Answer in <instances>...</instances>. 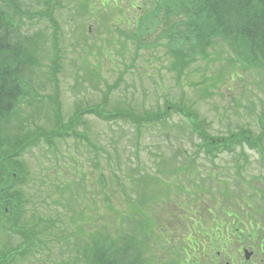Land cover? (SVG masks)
<instances>
[{
  "label": "rangeland",
  "instance_id": "obj_1",
  "mask_svg": "<svg viewBox=\"0 0 264 264\" xmlns=\"http://www.w3.org/2000/svg\"><path fill=\"white\" fill-rule=\"evenodd\" d=\"M57 1L59 4L54 14L58 22L56 57L59 58L60 70L55 84L50 77L57 48L53 46L54 27L50 21L39 18V11L44 10L47 4H41L39 0H17L13 7H8L0 0V6L16 16L13 18L22 22L23 29L39 35L36 51L40 59L28 73L29 94L20 103L15 116L18 122L26 120L30 123L32 131L37 126L46 128L48 132L53 129L47 104L55 93L61 102L63 118L67 120L73 116L77 106L105 103L104 94L110 85L108 110L130 106L137 112H143L162 109L167 101L184 103L198 113V120L203 121L206 129L215 135H227L241 127H250L256 134L261 132L264 69L243 70L238 59L242 48L235 47L232 52L219 39L210 49L209 59H199L188 66L178 80L177 71L173 68L174 54L168 52L167 38L177 33L169 27L161 32L159 23L157 29L165 44L153 46V41H147L149 45L145 47H139L134 33L133 13L136 12L138 18L145 9H154L157 3L150 5L154 0ZM133 1L138 9L130 6ZM121 7L123 9L116 12ZM120 17L127 25L117 24L121 23ZM228 56L235 61H229ZM207 86H211L210 90ZM36 92L48 96L44 103L32 100ZM251 102L256 104L254 108ZM81 118L83 121L77 129L90 139L56 137V143L50 144L55 146L50 147L42 141L39 146L28 148L18 159V167L26 173L28 181L27 185L20 187L24 209L18 224L28 231L38 230L41 240L37 246L32 244L25 250L21 236L8 230L6 214L10 213L7 210L0 220V254L21 244L15 260L12 262L7 258V264H73L76 255L83 252L87 240L82 237V231L89 237L95 230L110 225L113 232L117 223L115 213L112 215L102 202L104 193L100 186L104 183L110 185L107 187L109 192L110 187L115 190L111 203L118 211L123 210L117 218L125 216V221L133 216L132 211L143 212L146 207L148 215L160 221L152 206L164 201L167 194L163 187L168 185L174 199L185 197L183 190L189 188L186 182L181 185V190L173 185L182 178L173 168L178 157L185 152L183 150L195 153L199 164L217 171L213 177L214 192H218L225 182L230 190H236L237 179L244 185L259 172L264 175V169L253 163L254 160L260 161L255 151L250 152L252 165L246 163L243 167V178L236 179L232 175L238 166L231 169L238 161L239 150L214 160L208 159L198 151L199 137L191 134L188 118L178 112L172 111L168 123L148 124L139 132L128 121L105 122L92 113H85ZM13 126L4 131L9 138L19 136ZM138 158L147 164L141 171L133 168ZM240 164L244 165L243 162ZM124 190H128L129 196ZM127 198L130 202L126 207ZM248 200L252 202L254 197L242 195L241 205L246 206ZM260 204L258 196L257 206ZM257 206L254 208L259 209ZM164 207L173 209L175 205L168 201ZM100 209L102 214L112 215V221L100 220ZM218 224L216 217L213 227L217 229ZM176 230L162 228L165 236L175 243L173 248L169 245L173 251L180 249ZM153 238L151 236V248L146 253L151 258L161 253L159 246L152 247ZM161 244L168 246L166 242Z\"/></svg>",
  "mask_w": 264,
  "mask_h": 264
},
{
  "label": "trees",
  "instance_id": "obj_2",
  "mask_svg": "<svg viewBox=\"0 0 264 264\" xmlns=\"http://www.w3.org/2000/svg\"><path fill=\"white\" fill-rule=\"evenodd\" d=\"M54 1L42 0L47 5ZM5 2L13 7L17 0H4ZM161 6H165V8H160V14L147 15L138 26V45L145 47L149 45L147 41H155L153 46L165 44L161 40V32L169 27L168 22L173 24L171 18L176 17L174 18L175 23H178V26L183 29L179 32L177 46L172 47L173 39L171 38L168 45L169 52L174 53L177 59L173 63V68L179 70L180 73L192 61H196L197 56L205 51V48L214 47L215 40L218 38L222 39L230 49L233 47L242 48L239 58L247 70L264 68V0H165L159 2V7ZM49 10L50 8L45 15L49 14ZM10 12L0 6V156L3 153V158L0 161V220L3 219L2 216L6 213V209L10 212V214H6L9 219L15 217V213L20 212L21 209L23 211L24 203L20 201L23 190L20 187L28 184L23 169L19 167L18 171H15L8 164L12 163L15 166L19 153L28 144L36 143L37 138L40 137V135L36 139L29 137L7 147L4 137L1 135L5 124L9 123L14 115H18L19 104L29 94L26 84H24V77L28 69L36 62L37 56L32 35L20 32V30L26 32V29L22 28V22H17L13 18L16 16L12 14L11 16ZM178 17L180 18L179 22ZM52 21L55 22V18ZM159 23L162 27L161 32L156 31ZM153 31H156L159 40H156ZM54 102L56 106H59V100L57 102L54 100ZM172 111L173 113H185L197 121V112L194 109L184 103L177 104L170 101L164 105L163 109L153 112L139 113L131 108L118 107L113 111H103L100 114L107 120H129L144 126L145 124L168 123ZM76 120L73 119L69 124ZM56 122L62 123L58 118ZM195 125L201 127L202 131L199 132V136L208 150L213 153H218L224 147L231 149L233 145L242 143L246 138L242 132L225 137L215 136L209 134L199 121ZM246 130L245 133L249 134L250 131ZM42 131L44 133V130ZM59 135L63 136L64 134L59 133ZM109 186L108 183L101 186V189L104 190L103 204L110 203L115 193L111 187L110 192L107 190ZM108 207L113 210L110 205ZM154 212L159 215L160 221L154 220L148 213L132 211L133 217L127 218L125 221V216L116 218L117 225L113 232H111L110 225H108L110 229L108 227H103V230L99 229L92 240L95 246L92 264H210L211 259L218 260L219 233L215 230L204 231L205 229L199 226L197 221L195 228L190 233L191 230L188 229V227L192 228L190 211L180 208L175 212L172 209L169 212ZM99 216L102 218V214ZM19 217L21 215L17 217V222ZM111 217L109 213L103 216L105 219ZM12 221L14 224L12 226L16 227V219L14 218ZM163 227L177 229L176 234L178 235L176 236L181 239V247L176 257L164 261L159 257L151 258L146 255L151 248L149 247L151 236L154 237L152 247L163 242L175 246L172 239L165 236L164 233H158L159 228ZM187 229L189 234L184 237ZM22 232L25 234L24 242L26 244L32 245L36 242L38 230ZM32 232L35 233L32 235ZM209 235H213L216 240L207 244ZM8 255L10 254H3L0 260L5 263ZM86 256L88 257L87 250Z\"/></svg>",
  "mask_w": 264,
  "mask_h": 264
},
{
  "label": "flooded vegetation",
  "instance_id": "obj_3",
  "mask_svg": "<svg viewBox=\"0 0 264 264\" xmlns=\"http://www.w3.org/2000/svg\"><path fill=\"white\" fill-rule=\"evenodd\" d=\"M263 249H264V244L263 243H261V244L255 243L254 244V251L263 250Z\"/></svg>",
  "mask_w": 264,
  "mask_h": 264
}]
</instances>
